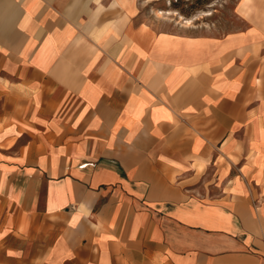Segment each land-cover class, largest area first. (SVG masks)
<instances>
[{
  "label": "crops",
  "instance_id": "obj_1",
  "mask_svg": "<svg viewBox=\"0 0 264 264\" xmlns=\"http://www.w3.org/2000/svg\"><path fill=\"white\" fill-rule=\"evenodd\" d=\"M85 2L0 0V264H264V0L195 38Z\"/></svg>",
  "mask_w": 264,
  "mask_h": 264
},
{
  "label": "rangeland",
  "instance_id": "obj_2",
  "mask_svg": "<svg viewBox=\"0 0 264 264\" xmlns=\"http://www.w3.org/2000/svg\"><path fill=\"white\" fill-rule=\"evenodd\" d=\"M78 0H62L75 8ZM247 1V0H246ZM256 2L261 0H255ZM244 0H86L88 17L102 22H127L153 35L195 38L224 37L244 31ZM78 14L80 11L77 12ZM140 33V32H139ZM152 35V36H153Z\"/></svg>",
  "mask_w": 264,
  "mask_h": 264
}]
</instances>
